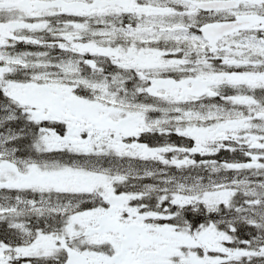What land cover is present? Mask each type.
<instances>
[{
	"label": "snow or ice",
	"instance_id": "6c2138e0",
	"mask_svg": "<svg viewBox=\"0 0 264 264\" xmlns=\"http://www.w3.org/2000/svg\"><path fill=\"white\" fill-rule=\"evenodd\" d=\"M0 264H264V0H0Z\"/></svg>",
	"mask_w": 264,
	"mask_h": 264
},
{
	"label": "rangeland",
	"instance_id": "374dc122",
	"mask_svg": "<svg viewBox=\"0 0 264 264\" xmlns=\"http://www.w3.org/2000/svg\"><path fill=\"white\" fill-rule=\"evenodd\" d=\"M23 47V46H22ZM224 155V154H223ZM224 156H226V155H224Z\"/></svg>",
	"mask_w": 264,
	"mask_h": 264
}]
</instances>
